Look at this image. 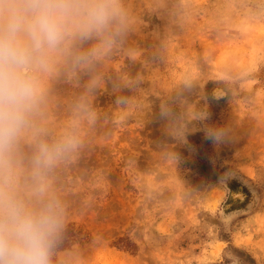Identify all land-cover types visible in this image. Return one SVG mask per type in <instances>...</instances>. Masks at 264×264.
I'll list each match as a JSON object with an SVG mask.
<instances>
[{"label": "rangeland", "instance_id": "rangeland-1", "mask_svg": "<svg viewBox=\"0 0 264 264\" xmlns=\"http://www.w3.org/2000/svg\"><path fill=\"white\" fill-rule=\"evenodd\" d=\"M126 4L62 177L70 264H264V0Z\"/></svg>", "mask_w": 264, "mask_h": 264}, {"label": "clouds", "instance_id": "clouds-1", "mask_svg": "<svg viewBox=\"0 0 264 264\" xmlns=\"http://www.w3.org/2000/svg\"><path fill=\"white\" fill-rule=\"evenodd\" d=\"M129 31L126 0H0V264H70L62 177Z\"/></svg>", "mask_w": 264, "mask_h": 264}]
</instances>
